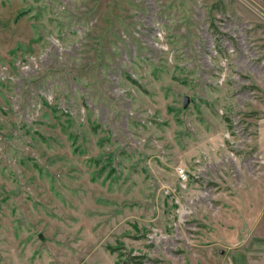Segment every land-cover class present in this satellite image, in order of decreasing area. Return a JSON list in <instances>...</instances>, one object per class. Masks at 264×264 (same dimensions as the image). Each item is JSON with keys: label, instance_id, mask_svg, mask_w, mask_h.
Wrapping results in <instances>:
<instances>
[{"label": "rangeland", "instance_id": "374dc122", "mask_svg": "<svg viewBox=\"0 0 264 264\" xmlns=\"http://www.w3.org/2000/svg\"><path fill=\"white\" fill-rule=\"evenodd\" d=\"M0 264H264V0H0Z\"/></svg>", "mask_w": 264, "mask_h": 264}, {"label": "built area", "instance_id": "2783aa9c", "mask_svg": "<svg viewBox=\"0 0 264 264\" xmlns=\"http://www.w3.org/2000/svg\"><path fill=\"white\" fill-rule=\"evenodd\" d=\"M178 173L182 179H185V180L187 179V174L183 167L178 168Z\"/></svg>", "mask_w": 264, "mask_h": 264}, {"label": "water", "instance_id": "95a60500", "mask_svg": "<svg viewBox=\"0 0 264 264\" xmlns=\"http://www.w3.org/2000/svg\"><path fill=\"white\" fill-rule=\"evenodd\" d=\"M188 102H189V98H188V97H186V99H185V101H184V107H187V105H188Z\"/></svg>", "mask_w": 264, "mask_h": 264}]
</instances>
